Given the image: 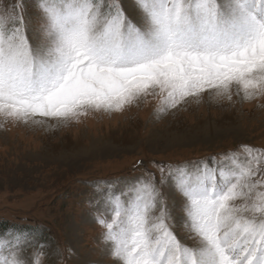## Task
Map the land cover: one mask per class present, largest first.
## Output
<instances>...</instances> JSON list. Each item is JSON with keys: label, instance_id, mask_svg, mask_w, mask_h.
Masks as SVG:
<instances>
[{"label": "snow or ice", "instance_id": "snow-or-ice-1", "mask_svg": "<svg viewBox=\"0 0 264 264\" xmlns=\"http://www.w3.org/2000/svg\"><path fill=\"white\" fill-rule=\"evenodd\" d=\"M0 0V120L46 125L119 112L150 95L158 111L205 93L264 97V0ZM31 33V34H30ZM175 166L97 188L96 222L117 264H264V149ZM104 183V182H101ZM183 197L192 243L168 223L160 186ZM36 245L30 255L22 249ZM32 233L0 236V264H44Z\"/></svg>", "mask_w": 264, "mask_h": 264}, {"label": "rangeland", "instance_id": "rangeland-1", "mask_svg": "<svg viewBox=\"0 0 264 264\" xmlns=\"http://www.w3.org/2000/svg\"><path fill=\"white\" fill-rule=\"evenodd\" d=\"M120 3L127 14L134 0ZM27 6L36 28L35 0ZM159 106L160 97L150 95L122 111L90 112L68 123L0 120V224L7 225L0 236L32 233L46 245L44 264H117L96 222L97 188L123 190L150 173L159 179L160 167L167 173L169 165L243 156L242 145L264 149V97L243 100L233 89L231 101L205 93L176 109ZM253 179L264 180V172ZM160 190L168 223L191 244L192 234L178 220L183 197L170 183ZM35 247L22 252L30 255Z\"/></svg>", "mask_w": 264, "mask_h": 264}, {"label": "trees", "instance_id": "trees-1", "mask_svg": "<svg viewBox=\"0 0 264 264\" xmlns=\"http://www.w3.org/2000/svg\"><path fill=\"white\" fill-rule=\"evenodd\" d=\"M7 228V225H6V223H1L0 224V230L2 231V230H4V229H6Z\"/></svg>", "mask_w": 264, "mask_h": 264}, {"label": "bare ground", "instance_id": "bare-ground-1", "mask_svg": "<svg viewBox=\"0 0 264 264\" xmlns=\"http://www.w3.org/2000/svg\"><path fill=\"white\" fill-rule=\"evenodd\" d=\"M178 216V215H177ZM179 220V222L182 220V219H178Z\"/></svg>", "mask_w": 264, "mask_h": 264}]
</instances>
